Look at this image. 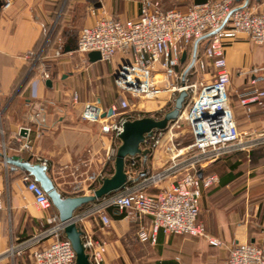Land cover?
<instances>
[{
  "label": "crops",
  "instance_id": "crops-1",
  "mask_svg": "<svg viewBox=\"0 0 264 264\" xmlns=\"http://www.w3.org/2000/svg\"><path fill=\"white\" fill-rule=\"evenodd\" d=\"M150 1L163 10L185 11L190 5L205 0ZM141 2L14 0L9 9L0 10V187L4 200V208L0 211V264H28V251L9 256L4 254L5 250L12 241L47 227L49 213L57 212L55 207L49 210L37 207L21 179L24 169H10V163L1 153L18 154L31 162H39L38 156L45 157L47 172L63 195L92 190L94 186L85 189L95 176L101 183L102 167L111 158L106 154V148L110 144L118 147L121 140L103 133L99 123L83 119L81 108L85 101H97L104 109L118 101V89L111 86V80L130 55L115 53L110 61L101 58L91 61L87 53L80 52L78 58L71 57V53L78 52L76 41L82 27L92 25L102 15L135 18ZM233 3H246L255 12L264 13V0H233ZM58 38L63 41V52L56 56L54 49ZM65 47H69L71 53L65 52ZM40 49L43 50L42 59L36 68L29 70L30 60L25 53ZM199 50H202V44ZM189 53L190 50L178 69L187 63ZM224 55L230 75L229 99L238 123L248 128L264 127V104L253 105L252 112L247 115L239 103L240 93L255 86L264 88V45L255 44L245 34H240L225 42ZM77 65V68H87L89 95L83 94L79 80L74 78L73 66ZM252 67L260 68V78L254 84L250 82ZM42 68L47 69L48 77L41 75ZM98 71L107 76L109 83L102 94L98 93L95 81L102 75H98ZM210 71H213L212 67ZM47 79L51 80L49 84ZM74 91L78 93L81 106L73 104ZM169 100L168 95H159L144 102L148 108L139 101L136 106L144 114L163 108ZM26 134L32 141L31 150L21 145ZM144 149L142 154L147 158L138 164L142 173L163 162L159 149ZM72 166L78 167L75 173L69 171ZM208 172L216 173L218 181L203 190L199 219L206 231L220 238L223 245H212L202 236L162 230L154 242L140 240L136 235L137 222L127 219L113 207L106 209L110 218L108 223H103L98 215H92L77 225L106 242L102 264H226L228 248L236 242H253L264 249V145L248 152L229 153L203 168V173ZM70 187L73 192H62ZM90 202L77 207L74 212ZM144 220L147 221V217ZM61 233L65 235L64 231Z\"/></svg>",
  "mask_w": 264,
  "mask_h": 264
},
{
  "label": "built area",
  "instance_id": "built-area-1",
  "mask_svg": "<svg viewBox=\"0 0 264 264\" xmlns=\"http://www.w3.org/2000/svg\"><path fill=\"white\" fill-rule=\"evenodd\" d=\"M13 2L0 0V10L9 9ZM240 34H245L255 44L264 45V13L255 12L246 3L234 4L233 0H205L190 5L185 11L163 10L150 0H142L135 18L102 15L92 25L81 28L76 51H98L105 61H110L115 53L130 55L113 77L118 101L108 109L97 101H85L81 108V117L99 123L100 130L112 139L120 140L119 134L127 120L144 116L131 98H153L162 92L174 98L184 89L188 99L169 128L164 131L154 128L144 134L140 143L142 150L159 149L162 164L142 173L138 164L147 156L142 152L126 155L124 184L74 212L70 220L79 224L88 216L98 215L103 223H108L110 218L106 209L113 207L127 219L137 222L136 235L140 240L154 242L162 230L202 236L212 245H223L220 238L206 231L199 219L203 190L218 181L216 173H203V168L229 153L248 152L264 145V127L241 126L229 99L230 75L224 44ZM189 50L187 63L178 69L182 64V53ZM62 52L63 41L58 38L54 55ZM25 56L30 60L29 70H33L42 59L43 50H31ZM259 70V67L251 68V83L260 78ZM40 72L43 77L49 75L45 68ZM194 73H201V76L194 80L190 77ZM72 101H79L76 91L72 93ZM239 103L245 114H250L253 105L264 104V88L255 86L240 93ZM179 122L186 125L192 137L185 144L176 142V133L172 129L175 124L179 126ZM21 145L32 149L27 134ZM116 149L117 146L108 145V157L115 156ZM38 159L47 166L45 157L38 156ZM17 168L10 164V169ZM21 179L38 207L52 208L47 192L28 171H23ZM2 194L0 187V211L4 208ZM47 220L50 223L47 227L12 241L4 254L14 256L28 251V264H75V251L70 240L66 236L60 237L66 221H62L56 211L50 212ZM80 229L90 263L102 264L106 242L94 238L82 227ZM226 264H264V249L253 242H236L228 248Z\"/></svg>",
  "mask_w": 264,
  "mask_h": 264
},
{
  "label": "water",
  "instance_id": "water-1",
  "mask_svg": "<svg viewBox=\"0 0 264 264\" xmlns=\"http://www.w3.org/2000/svg\"><path fill=\"white\" fill-rule=\"evenodd\" d=\"M69 50V47H65L64 49L65 52ZM87 55L91 61L101 58L98 51H90ZM184 57L185 52L182 53L181 60H183ZM50 81V79H47L46 83L49 84ZM186 96L187 91L184 89L180 90L174 98L172 107L166 110L160 118L145 115L132 120H127L124 123L123 131L119 134L121 142L117 147L114 158V172L110 176L103 177L101 183L96 188H93L86 193L63 195L48 174L47 166L45 164L31 162L29 159H24L18 154L8 155L4 152L1 153L7 163L28 171L47 192L52 205L58 212L59 218L62 221H66L63 231L65 236L70 240L75 251V264L91 263L82 243V231L74 221L70 220L74 210L82 204L94 201L104 194L120 188L124 184L126 179L124 170L125 156L137 152H143L140 143L144 134L150 133L154 128H165L170 120L175 119L179 110L183 106ZM24 130L25 129L23 128V131Z\"/></svg>",
  "mask_w": 264,
  "mask_h": 264
},
{
  "label": "rangeland",
  "instance_id": "rangeland-1",
  "mask_svg": "<svg viewBox=\"0 0 264 264\" xmlns=\"http://www.w3.org/2000/svg\"><path fill=\"white\" fill-rule=\"evenodd\" d=\"M74 55V57H76V58H78L80 55H81V53L80 52H75V53H71V57ZM78 67V65L77 66H73V73H74V78H76L77 80H79V84L81 85V88H83V94H85V95H89L90 94V83H89V78H88V74H87V68H77ZM80 69V70H79ZM91 70H93V68H91ZM103 75V72L102 71H98V75ZM97 76V78H95V81H96V83H97V87H98V93L99 94H102L103 93V91H105V87L109 84V83H107V76ZM85 76V77H84ZM201 76V73H199V74H196V73H194V74H192L190 77L192 78V79H197V78H199ZM205 77H208V74H205ZM111 86L114 88V89H116L115 87V84H114V81H112L111 80ZM76 88V87H75ZM76 89H78V88H76ZM79 90V89H78ZM80 91V90H79ZM159 95H163V96H166V95H168V93L167 92H162V93H160ZM176 95H177V93H176ZM94 96V95H93ZM95 98V97H94ZM93 98V99H94ZM116 98V97H115ZM153 98H156V97H153ZM153 98H139V99H132L131 98V101H135V103H137L138 101H139V103H141V102H145L146 103V100H149V99H153ZM173 100H174V98L173 97H171L170 98V100L168 101V103L167 102H165V104H164V106H163V108H160V109H157L158 111L160 110V112L161 113H163L165 110H167V109H170L171 107H172V105H173ZM144 103V105L146 106V104ZM73 104H76L77 106H81V103H80V101H78V102H73ZM147 108H148V105L146 106ZM156 109H154V110H151V111H157ZM153 116H158L159 117V115L158 114H153ZM179 124V126L177 125V124H175L174 126H173V131L176 133V142H178L179 144H185V143H187V142H189L190 140H191V135H190V133L188 132V129H187V127H186V125L184 124V123H178ZM170 126V125H169ZM169 126L167 127V128H169ZM166 128V129H167ZM144 150H146V149H144ZM112 157L114 158V156H111V158H110V160H112ZM72 169H70L69 171H72L73 170V172L75 173L76 172V170H74L75 168H74V166H72L71 167ZM68 171V170H67ZM68 171V172H69ZM97 178V179H96ZM95 178V182L98 180L99 181V179H98V176ZM89 181V180H88ZM87 181V182H88ZM93 181V182H94ZM92 182V183H93ZM100 182V181H99ZM92 183H90V185H87V188L85 189V190H87L88 188H90L91 186L93 187V185H92ZM97 186H95L94 188H96ZM62 192H64V193H66V194H69V193H71V192H73V187L71 188H65ZM38 207V206H37ZM38 208H40V207H38ZM41 209V208H40Z\"/></svg>",
  "mask_w": 264,
  "mask_h": 264
},
{
  "label": "trees",
  "instance_id": "trees-1",
  "mask_svg": "<svg viewBox=\"0 0 264 264\" xmlns=\"http://www.w3.org/2000/svg\"><path fill=\"white\" fill-rule=\"evenodd\" d=\"M187 99H188V97H185V100H184V102H183V105L186 103V101H187ZM158 114L159 115V117H162V115H163V113H161V112H159V111H150V112H145L144 114L145 115H153V114ZM173 122V120H170L169 121V123H168V125L165 127V128H157V129H155L156 131H164L171 123ZM191 139H192V137H191ZM114 172V161L113 160H107L105 163H104V165H103V167H102V171H101V174L103 175V177H105V176H110L112 173ZM99 185V181L97 180L94 184H93V186L95 187V186H98ZM82 206V205H81ZM81 206H79L78 208H80ZM52 207L54 208V206L52 205ZM60 237H65V235L63 234V233H61L60 234Z\"/></svg>",
  "mask_w": 264,
  "mask_h": 264
}]
</instances>
